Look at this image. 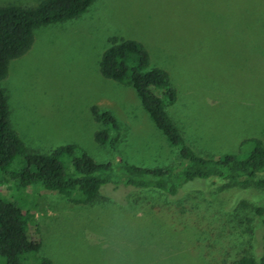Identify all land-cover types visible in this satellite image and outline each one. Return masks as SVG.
<instances>
[{
  "label": "rangeland",
  "instance_id": "rangeland-1",
  "mask_svg": "<svg viewBox=\"0 0 264 264\" xmlns=\"http://www.w3.org/2000/svg\"><path fill=\"white\" fill-rule=\"evenodd\" d=\"M112 36L138 42L149 67L167 73L177 99L166 111L195 152L243 154V139L264 143V0H93L75 18L36 27L30 49L0 81L9 123L27 152L72 144L114 172L120 161L178 167L177 149L132 88L100 76ZM92 106L116 120L115 149L94 141L102 126ZM0 197L32 212L41 239L36 256L53 264H227L259 245L254 208L264 207V172L245 184L196 179L173 198L119 184L83 205L10 182Z\"/></svg>",
  "mask_w": 264,
  "mask_h": 264
},
{
  "label": "trees",
  "instance_id": "trees-1",
  "mask_svg": "<svg viewBox=\"0 0 264 264\" xmlns=\"http://www.w3.org/2000/svg\"><path fill=\"white\" fill-rule=\"evenodd\" d=\"M93 0H41L35 7L0 5V81L7 75L8 63L23 56L33 43L36 27L63 22L87 10ZM104 79L130 86L148 118L177 149L178 167L145 168L120 161L114 172L109 163H95L75 145L58 146L49 153L27 152L9 123L7 97L0 87V186L13 183L17 188L39 187L62 195L72 202L94 205L107 185L134 189H155L169 198L196 179L212 182L247 183L264 172V143L255 137L243 139L239 146L249 147L243 154L203 156L186 142L166 107L175 103L177 92L167 73L149 67L146 50L131 39L108 38L98 62ZM94 121L102 126L93 139L97 144L115 149L119 127L112 114L90 108ZM71 167L70 171L66 168ZM259 219V245L255 253H245L227 264H264V207L254 208ZM32 212L0 197V259L5 264H53L47 257H37L40 234L32 224Z\"/></svg>",
  "mask_w": 264,
  "mask_h": 264
}]
</instances>
